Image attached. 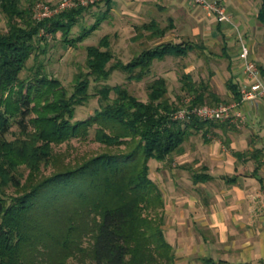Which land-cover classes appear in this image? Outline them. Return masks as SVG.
<instances>
[{
  "label": "trees",
  "instance_id": "obj_1",
  "mask_svg": "<svg viewBox=\"0 0 264 264\" xmlns=\"http://www.w3.org/2000/svg\"><path fill=\"white\" fill-rule=\"evenodd\" d=\"M111 1L95 5L104 2L108 11ZM86 11L84 7L65 10L44 24H35L30 11L21 9L17 0H0L6 21L5 33L0 30V264H176L174 249L164 237L163 194L149 177L148 163L152 159L170 163L183 154L192 134L201 135L207 143L213 130L226 127L197 119L174 121L172 115L179 108L228 102L209 83L196 82L183 73L179 83L190 98L188 105L180 98L171 101L167 82L159 77L147 85L146 102L123 86L104 88L99 92L100 109L88 119L74 120L76 107L89 98L87 77L104 80L111 69L118 68L128 74L137 70L129 79L140 81L154 60L184 58L195 49L192 44L161 43L126 65L106 70L112 54L105 35L86 47L88 71L85 78L75 79L70 96L45 74L36 72L32 79L20 80L41 27L53 36L60 32L64 44L76 47L107 15L100 14L91 26L69 39ZM256 21L264 26V0ZM137 27L152 40L163 38L170 29L154 21ZM227 89L233 100L241 98L230 82ZM111 92L115 98L109 103ZM12 125L24 139L6 141ZM94 126L92 140L106 147L105 152L66 163L65 155L54 151L55 146L72 140H87ZM22 164L26 176L19 173ZM41 167L50 173L42 174ZM207 179L192 174L194 184ZM9 188L14 195L6 193Z\"/></svg>",
  "mask_w": 264,
  "mask_h": 264
},
{
  "label": "crops",
  "instance_id": "obj_2",
  "mask_svg": "<svg viewBox=\"0 0 264 264\" xmlns=\"http://www.w3.org/2000/svg\"><path fill=\"white\" fill-rule=\"evenodd\" d=\"M116 1H111L108 11L103 2L106 18L115 11ZM217 1L223 4L238 32L204 14L191 20L187 3L182 0L164 2L167 9L174 6L192 22V28H184L189 31L187 36H200L202 32L210 36L208 43L219 46V55L214 56L225 63L222 90L214 92L207 83L222 101L237 103L244 120L222 123L226 127L213 130L215 138L207 136V143L191 145L189 151L183 146V154L175 159L177 166L170 170V183L161 188L165 203L164 237L174 249L176 264H264V105L243 102L241 98L233 100L227 89L229 82L237 91L245 83L238 56V35L264 78V26L256 21L261 0ZM141 3L133 7V13H139ZM174 27L169 19L168 28ZM192 161L196 167L202 164L198 171L190 168ZM160 172L165 176V171ZM195 173L207 176V181L194 184Z\"/></svg>",
  "mask_w": 264,
  "mask_h": 264
},
{
  "label": "rangeland",
  "instance_id": "obj_3",
  "mask_svg": "<svg viewBox=\"0 0 264 264\" xmlns=\"http://www.w3.org/2000/svg\"><path fill=\"white\" fill-rule=\"evenodd\" d=\"M17 1L21 9H28L30 11V21L35 24H44L46 22L45 20H50L56 15L38 21L33 14V7L36 4H44L50 8H57L58 4L63 0ZM98 1L100 0H93V3L89 2L84 6V8H87V11L79 18L78 23L73 27L69 34V39L78 36L83 28L87 29L91 26L96 21V18L105 11L103 2L98 7L95 5ZM164 1L144 0L143 3H141L142 0H117L114 4L115 11L106 18L98 30L78 43L76 47H70L64 44L60 32L53 36L51 34H46L41 27L37 34V38L34 39L35 51L26 62L19 75V79L28 81L36 76V72L45 74L49 78L58 81L60 83L59 86L65 90L68 97L73 92L75 79L77 77L85 78V74L88 71L85 64L86 47L96 45L102 36L108 35L112 60L108 63L106 70L117 65H126L143 51L151 49L161 43L193 44L195 49L184 58L165 57L162 61L154 60L149 73L144 75L140 81L129 79L137 70L132 74H128L118 68L114 70L111 69L109 76L104 80L96 82L93 77H87L89 80L87 91L89 98L85 104L76 107L74 120L88 119L100 109L99 92L104 88L123 86L130 95L141 102H146L147 85L154 79L162 77L167 82V96L169 99L176 102L177 99L180 98L181 102L184 103L189 97L185 96L184 92L181 91L179 78L183 73H189L196 82H209L214 92L222 90V71H224L225 63L222 62V58L214 56L215 54L219 55V46L214 45V42L208 43V41H210V36L208 34L203 35L201 31L200 36H187L189 31H186L184 28H186V26L192 28V22L187 20L183 13L177 12L174 6L167 9L166 7L168 5ZM182 1L187 3L189 15L192 17L191 20L196 21L198 18L205 15L198 8H195L189 0ZM31 3H33L32 6H30ZM140 3L141 8L139 13H133L132 9L134 10L136 4ZM129 9L131 12L128 11ZM169 19L175 27L173 30L168 29L166 35L161 39L152 40L147 32L143 31L140 33L137 27L141 24L154 21L157 22L160 27L167 28ZM194 24H196V22H194ZM0 30L4 33L6 31L5 17L1 12ZM140 36H142V38ZM200 47L202 48L199 50ZM219 96L222 98V95ZM114 98L115 95L111 92L108 102L110 103ZM105 104L106 103H103V105ZM95 128L94 126L90 130V135L87 140H72L69 143L55 146L54 151L64 154L66 163L68 161L72 163L81 161L84 158H89L105 152L107 149L106 147L92 140ZM208 136L211 139L216 137L214 132L210 133ZM24 137L25 136L19 132L17 126L12 125L5 139L7 142L12 143L17 138L24 139ZM201 143H203L201 135L192 134L184 143V146L186 151H189L191 145L195 144L199 146ZM122 148L123 147H120V149ZM117 150V148H109L111 152H116ZM148 165L150 170L149 177L160 189L163 188V184L166 182L170 183V170L177 166L175 158H172L170 163H168V161L157 163L156 160L152 159L149 161ZM201 165L198 164L196 167L195 161H192V163H190V168L192 171H198ZM162 170L165 171V176H162L160 172ZM50 171V169H43V167H41V173L44 175H48ZM19 173L24 176L27 175L28 172L25 165H20ZM6 193L14 195V191L11 188L7 189Z\"/></svg>",
  "mask_w": 264,
  "mask_h": 264
},
{
  "label": "built area",
  "instance_id": "obj_4",
  "mask_svg": "<svg viewBox=\"0 0 264 264\" xmlns=\"http://www.w3.org/2000/svg\"><path fill=\"white\" fill-rule=\"evenodd\" d=\"M191 4L202 11L205 15L213 17L218 24H228L238 32L237 26L227 14L225 7L217 0H189ZM93 0H63L57 8H50L44 4H36L33 7V14L38 21L45 20L51 16H55L65 10L84 7ZM238 56L241 63L242 74L245 78L244 85L239 89L241 101L249 102L253 105L261 103L264 105V78L262 77L258 66L250 59L249 48L238 35ZM190 98L184 101L188 105ZM174 121H189L197 119L201 122L213 123H232L234 121L244 120V115L239 109L237 103L220 104L216 106L197 105L183 106L179 108L173 115Z\"/></svg>",
  "mask_w": 264,
  "mask_h": 264
}]
</instances>
